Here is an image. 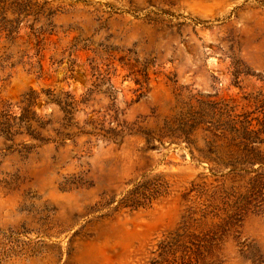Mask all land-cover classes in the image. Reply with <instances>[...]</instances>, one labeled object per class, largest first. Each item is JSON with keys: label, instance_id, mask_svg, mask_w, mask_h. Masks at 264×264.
<instances>
[{"label": "rangeland", "instance_id": "1", "mask_svg": "<svg viewBox=\"0 0 264 264\" xmlns=\"http://www.w3.org/2000/svg\"><path fill=\"white\" fill-rule=\"evenodd\" d=\"M30 91L0 264H264V0H0V110Z\"/></svg>", "mask_w": 264, "mask_h": 264}, {"label": "trees", "instance_id": "2", "mask_svg": "<svg viewBox=\"0 0 264 264\" xmlns=\"http://www.w3.org/2000/svg\"><path fill=\"white\" fill-rule=\"evenodd\" d=\"M39 98V95L34 91H30L27 94H24L21 102L20 108L21 112L18 116L14 115L11 112V107L7 106L6 108L0 110V137L6 140H11L15 136L22 134V130L26 132H30L29 134L32 136H38L39 132H36L37 129H43L46 124L41 123V118L37 116L35 111H32V107L35 105V102ZM58 106L61 107L66 113V117L64 118V123L61 126L63 129L70 126L71 118L68 116L72 114L71 109L73 105V101L68 102H58ZM36 125L37 128L33 126ZM33 129V130H32ZM103 130V129H101ZM116 128H109L106 130L108 133H115ZM58 136H66L70 137L69 134H65L63 132L58 131ZM35 138V137H33ZM37 138V137H36Z\"/></svg>", "mask_w": 264, "mask_h": 264}]
</instances>
